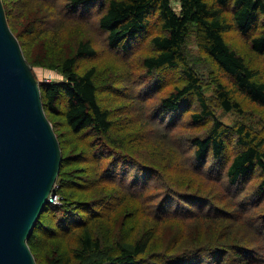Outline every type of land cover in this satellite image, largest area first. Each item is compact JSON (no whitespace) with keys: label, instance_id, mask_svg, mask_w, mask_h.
<instances>
[{"label":"trees","instance_id":"1","mask_svg":"<svg viewBox=\"0 0 264 264\" xmlns=\"http://www.w3.org/2000/svg\"><path fill=\"white\" fill-rule=\"evenodd\" d=\"M1 1L6 16L5 2ZM61 9L80 22H96L109 49L124 55L129 44L136 42L155 22L158 33L149 39L154 53L142 59L144 74L151 78L157 71L179 68L185 83L175 85L151 108L147 115L151 123L143 118L145 123L140 125L146 132L140 137H152L155 147L159 144L172 147L174 137L178 143L174 149L184 150V153L179 151L182 167L196 174L204 185L203 189L198 187L194 191L179 188L183 181L168 180L162 173L146 167L121 150V141H113L111 149L104 150L107 145L102 142L113 122L109 110L99 103L95 68L76 70L78 60L96 55L89 40L79 41L73 56L51 65L65 81L42 84L41 99L46 109L59 114L58 105L64 96L66 125L74 134L91 135L93 145L98 148L94 156L100 162L101 174L89 185L98 182L106 187L97 198L86 203L67 199L59 191L60 183L54 188L63 198L59 205L47 206L57 217L59 214L64 232L77 243L67 251L72 256L64 257L61 264H264V137L244 121L229 125L218 119L198 73L186 56L187 40L193 30L220 78L227 81H213L211 99L218 108L224 113L243 116L245 112L236 95L264 107V81L259 71L250 67L225 40L226 32L237 31L248 40L254 54L264 56V0H178V11L171 6V0H62ZM152 18L156 20L153 23ZM150 89L143 86L139 96L135 89V97H145ZM138 103L144 106L141 100ZM184 114L189 123H182ZM182 124L187 125L186 130L190 126H202L204 131L183 137ZM229 141L234 145L233 150L228 149ZM58 175L60 178L61 173ZM254 176L260 178L257 186H246ZM154 178L159 180L158 185H151ZM107 187L113 195H107ZM148 199L154 203L150 211H145L144 203ZM125 201H136L143 214L152 215L157 227L173 219H191L192 223L212 228L214 234L203 242L192 241L183 252L180 246L154 255L147 254L151 234L137 233L131 240L116 242L114 250L111 239L102 244L94 238L92 228L99 216L109 214ZM98 206L100 210L96 209ZM81 212L89 216L84 217ZM40 218L34 231L49 230ZM36 239L33 232L28 240L30 250ZM55 263L54 259L50 260V264Z\"/></svg>","mask_w":264,"mask_h":264},{"label":"rangeland","instance_id":"2","mask_svg":"<svg viewBox=\"0 0 264 264\" xmlns=\"http://www.w3.org/2000/svg\"><path fill=\"white\" fill-rule=\"evenodd\" d=\"M4 2L8 24L18 39L22 53L40 86L48 82L65 81L62 74L51 65H57L65 58L73 56L79 41L89 40L92 44L96 55L78 60L76 70L83 72L90 67L95 68L94 78L99 103L109 110L113 122V128L102 142L107 145L105 151L111 149L110 145L113 141H121V150L126 154H131L146 167L156 173H162L168 180L183 181L178 184L179 188L190 191L198 187L204 188L196 174L182 167L180 152L184 153V150L182 147L174 149L178 146L174 137L172 147H166L164 144L155 147L152 137H140L146 132L145 128L140 125V123H145L143 118L147 123H151L147 118L151 108L175 85L182 86L185 83L179 68L157 71V74L151 78L144 74L142 59L154 53L149 39L158 33V26L156 27L153 21L155 18L150 20L154 23L148 26L146 32L141 34L136 42L129 44L124 55L120 51L109 49L105 35L96 22L83 23L70 15L68 11H63L61 9L62 0H4ZM171 6L178 11V0H171ZM225 15L229 16V13ZM225 40L250 67L259 71L264 81V56L254 54L248 40L242 38L237 31L226 32ZM186 56L189 64L198 73L204 85L205 95L210 99L211 108L218 119L229 125L244 121L264 137V107L250 103L242 96L236 95L235 97L245 112L243 116L237 117L233 113H224L211 99L214 91L213 81L219 80L222 83H227V81L224 77L220 78L211 60L199 46L193 30L187 40ZM145 85L151 88L150 93L143 98L135 97L136 90L139 96V89ZM139 100L144 103V106H140ZM59 103V114H53L44 107L46 116L58 135L62 159L64 158L60 168L61 177L57 176L55 188L60 183L59 191L67 199L86 203L97 198L101 194L100 190L106 187L98 182L95 185H89L101 174L100 162L94 156V151L98 148L93 145L91 135L74 134L70 131L63 115L64 96L60 98ZM141 113L144 117H140ZM184 115L182 123H189L187 114ZM181 128L183 137H187L189 133L204 131L202 126L197 128L190 126L186 130L187 125L182 124ZM227 145L229 150L234 149L232 142L229 141ZM102 154L107 156L104 152ZM259 181L260 178L254 176L246 183V186L248 184V187L253 185L255 187ZM158 182L159 180L154 178L151 185L155 183L158 185ZM81 183L87 185L83 186L84 184ZM172 184L174 185V182ZM151 190L152 187L147 190V193ZM106 193L108 196L114 194L109 188ZM56 194L59 198H63L59 193L56 192ZM152 203L154 202L149 199L145 201V211H150ZM47 207L39 218L43 225L49 227V230L40 228L33 230L38 239L31 245V250L36 264H50L52 259L56 262L55 264H61L64 257L72 256L67 251L76 247L77 243L74 237L64 232L59 221V214L57 217L53 209L50 207L47 209ZM96 209L100 210L99 206ZM81 213L84 217L89 216L88 213ZM151 218L152 215L149 212L142 213L136 201H125L109 214L98 217L92 228L93 235L94 238L101 240L102 244H106L105 240L111 239L110 244H114V250H116V242L131 240L137 233L147 232L151 234L147 254L156 255L178 249L180 246L183 252L186 250L185 246L192 241L203 242L206 241V237L214 234L212 228L207 229L202 224L192 223L191 219H173L157 227Z\"/></svg>","mask_w":264,"mask_h":264},{"label":"water","instance_id":"3","mask_svg":"<svg viewBox=\"0 0 264 264\" xmlns=\"http://www.w3.org/2000/svg\"><path fill=\"white\" fill-rule=\"evenodd\" d=\"M61 163L40 85L0 0V264H36L28 240L50 204Z\"/></svg>","mask_w":264,"mask_h":264},{"label":"built area","instance_id":"4","mask_svg":"<svg viewBox=\"0 0 264 264\" xmlns=\"http://www.w3.org/2000/svg\"><path fill=\"white\" fill-rule=\"evenodd\" d=\"M50 203L54 205H59L61 203V198H59L58 195L54 192Z\"/></svg>","mask_w":264,"mask_h":264}]
</instances>
